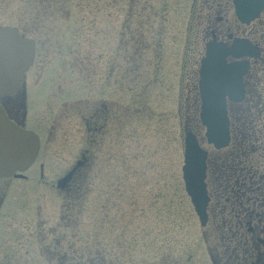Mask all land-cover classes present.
<instances>
[{
    "label": "rangeland",
    "instance_id": "rangeland-1",
    "mask_svg": "<svg viewBox=\"0 0 264 264\" xmlns=\"http://www.w3.org/2000/svg\"><path fill=\"white\" fill-rule=\"evenodd\" d=\"M204 1L0 0V25L38 44L23 82L44 141L27 180L0 182V264L221 258L227 244L214 227L223 214L214 208L215 219L201 226L185 190L186 133L212 148L200 103L184 98L198 80L209 26L217 17L239 23L230 0L220 9L219 0ZM254 129L258 145L264 131ZM86 149V166L58 189Z\"/></svg>",
    "mask_w": 264,
    "mask_h": 264
},
{
    "label": "flooded vegetation",
    "instance_id": "flooded-vegetation-1",
    "mask_svg": "<svg viewBox=\"0 0 264 264\" xmlns=\"http://www.w3.org/2000/svg\"><path fill=\"white\" fill-rule=\"evenodd\" d=\"M210 2L213 3L215 0L204 1L208 6ZM222 2L223 0H219L217 5L219 9L223 8ZM262 15L264 12L256 21L248 25L239 22V25H235L228 18L224 20L223 17H217L214 25L209 26L210 38L207 42L222 43L229 48L236 41L242 40L248 42L257 53V56L253 58L245 56L241 59L233 57L227 59L228 64L248 63V70L243 77V101L234 103L227 98L229 145L221 150H214L211 147L212 152L208 156L206 182L210 202L207 208V225L211 215L215 219L214 208H219L217 212L224 216L222 228L228 231L230 238L225 248L226 251L223 255L221 254L222 259L212 256L215 264H229L230 261L235 264H264V161L255 159V157L259 159L263 157L258 151L259 149L264 151V142L260 141L258 145H255L254 137V127L259 129L260 135H263L264 131V98L261 88L264 83V21H261ZM20 34L23 36L21 32ZM35 44L37 51L38 44L36 42ZM194 79L195 87L190 91L193 93L185 96L184 99L187 101L192 96L193 102L200 103L198 80ZM24 89L25 84L22 81L13 95L0 98V106L10 122L39 136L40 152L37 161L42 153L44 141L31 126L33 120L29 118ZM88 153L89 150H84L76 164L67 172L74 170L72 179L61 187L56 184L58 189L62 191L69 189L76 174L86 166ZM41 169H44L43 165ZM13 179L27 180V177H19L17 173L9 178H1L0 182ZM218 228L221 226H215L214 231ZM230 242H235L236 246L231 247ZM239 251L241 254L238 253ZM225 253H231L232 258L231 255L223 258Z\"/></svg>",
    "mask_w": 264,
    "mask_h": 264
},
{
    "label": "water",
    "instance_id": "water-1",
    "mask_svg": "<svg viewBox=\"0 0 264 264\" xmlns=\"http://www.w3.org/2000/svg\"><path fill=\"white\" fill-rule=\"evenodd\" d=\"M231 1L236 17L242 24H250L264 10V0ZM35 54L33 39L22 37L15 27L0 25V98L13 95L18 90L25 74L34 64ZM245 56H257L246 41H236L229 48L222 43L210 42L206 44L205 57L201 60L200 120L206 128L207 144L217 150L227 147L230 142L227 98L234 103L243 101V77L248 70V63L228 64L227 59ZM39 150L38 135L10 122L0 106V179L26 172L36 161ZM207 160L208 152L200 146L195 135L186 133L183 181L203 227L208 221L207 207L210 201L206 186ZM72 175L73 172H70L58 182V186L69 182Z\"/></svg>",
    "mask_w": 264,
    "mask_h": 264
},
{
    "label": "trees",
    "instance_id": "trees-1",
    "mask_svg": "<svg viewBox=\"0 0 264 264\" xmlns=\"http://www.w3.org/2000/svg\"><path fill=\"white\" fill-rule=\"evenodd\" d=\"M218 233H219V235H220V237H219V239L222 241V245H225V244H227V242L229 241V234H228V231H226V229H224V230H222V228H218L217 230H216ZM210 237H211V234L209 235ZM206 238H207V236H206ZM208 239V238H207ZM226 248H227V246H226Z\"/></svg>",
    "mask_w": 264,
    "mask_h": 264
}]
</instances>
